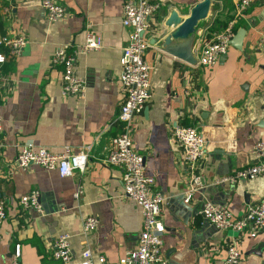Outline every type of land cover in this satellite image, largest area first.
I'll use <instances>...</instances> for the list:
<instances>
[{
    "label": "crops",
    "instance_id": "obj_1",
    "mask_svg": "<svg viewBox=\"0 0 264 264\" xmlns=\"http://www.w3.org/2000/svg\"><path fill=\"white\" fill-rule=\"evenodd\" d=\"M58 1L68 12L52 22L39 0H0V37L21 31L27 36L21 53L1 64L5 77L0 80V198L6 202V215L0 221V264L16 243L20 264H60L50 250L63 232L70 234L73 260L88 246L94 258L102 254L108 264H115L136 245L142 228L138 204L124 194L121 169L106 160L110 139L122 128L115 119L124 98L119 59L128 38L121 21L122 0ZM156 1L161 8L149 17L144 32L152 96L133 118L131 137L133 147L143 154L145 172L154 177L153 190L163 196L161 248L169 264H225L226 248L234 242L242 254L238 264H262L264 228L254 236L217 228L199 208L211 199L240 214L248 203L264 200V175L234 184L214 183L218 175L254 162L252 146L264 140V46L259 44L264 1L236 15L237 0H211L207 15L196 25L197 52L204 39L232 18L233 36L238 30L242 35L210 66L190 64L159 42L170 7L188 15L190 6L200 0ZM89 30L97 32L101 45L79 53L76 60L86 92L64 95L61 67L51 63L54 49L77 48ZM0 51L7 52L4 44ZM177 123L196 126L206 138L201 159L206 185L189 202L183 200L188 182L184 149L171 136ZM26 142L53 150L65 144L73 149L89 145V158L83 169L66 176L36 163L16 166V148ZM79 186L81 193L75 197ZM31 189L40 192L41 212L18 203L19 196ZM89 214L97 216L98 224L84 232L83 218Z\"/></svg>",
    "mask_w": 264,
    "mask_h": 264
},
{
    "label": "built area",
    "instance_id": "obj_2",
    "mask_svg": "<svg viewBox=\"0 0 264 264\" xmlns=\"http://www.w3.org/2000/svg\"><path fill=\"white\" fill-rule=\"evenodd\" d=\"M264 0H237L235 14H240L246 7ZM45 11L48 21L63 19L68 10L58 0H39ZM161 8L156 0H122V24L128 28V38L122 48L119 59V78L124 98L119 104L115 119L122 122V128L111 137L106 160L109 164L118 166L122 171L123 191L136 204L142 215V228L134 247L126 249L115 264H169L161 243L165 225L162 219L163 196L152 188L154 177L144 170L143 154L132 145L131 122L133 118L142 113L152 96L150 71L151 65L145 58L148 40L144 36L149 27V17ZM234 18L221 30L215 31L212 36L204 39L198 46V64L210 66L225 54L234 34ZM27 43L24 32L0 37V44L6 46L7 52L0 51V80L5 77L1 64L8 56L21 53ZM259 44L264 46V33L259 38ZM101 45L97 32L89 30L85 33L82 44L72 50L65 46L54 49L51 63L60 66L61 93L64 95H84L86 92V79L76 70V60L79 53L97 49ZM2 121L0 116V132ZM171 136L179 142L184 149V170L188 179L183 200L189 202L196 191L205 185L201 167V159L206 151V138L203 133L190 124H175L171 129ZM89 145L73 149L65 144L59 150L32 142L20 144L16 148L14 164L26 167L32 163L46 168H55L61 176L70 175L74 170H81L89 158ZM257 159L245 166L238 167L231 172L222 173L214 179L215 184H234L243 179L264 175V140L258 139L252 146ZM79 186L74 196L79 197ZM38 189H31L18 198L21 207H32L38 212L42 211ZM6 202L0 198V221L6 215ZM200 214L210 224L221 229H231L238 232L247 231L254 236L260 228H264V200L248 203L240 213L234 214L225 203L205 199L199 208ZM98 224L97 216L89 214L84 216L82 229L84 232L92 231ZM225 264H238L241 251L236 244L229 243L226 248ZM50 256L60 264H108L104 255L94 258L90 247L85 246L77 259L73 260L70 244V234L60 233L51 246ZM20 243H16L5 264H20Z\"/></svg>",
    "mask_w": 264,
    "mask_h": 264
},
{
    "label": "water",
    "instance_id": "obj_3",
    "mask_svg": "<svg viewBox=\"0 0 264 264\" xmlns=\"http://www.w3.org/2000/svg\"><path fill=\"white\" fill-rule=\"evenodd\" d=\"M211 5V0H200L189 8V14L183 15L180 10L170 7V11L165 18V28L159 37V42L163 49L190 64L198 63L197 44L198 35L196 25L201 18H204ZM242 30H238L231 38V43H239ZM156 37L153 38V41ZM256 252L255 250H252ZM257 253H260L257 251ZM264 264V259L262 260Z\"/></svg>",
    "mask_w": 264,
    "mask_h": 264
}]
</instances>
